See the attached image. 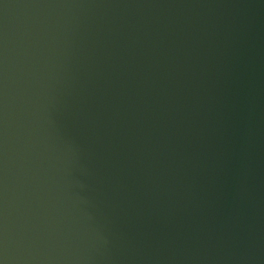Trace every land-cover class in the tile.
I'll use <instances>...</instances> for the list:
<instances>
[{
    "label": "water",
    "instance_id": "1",
    "mask_svg": "<svg viewBox=\"0 0 264 264\" xmlns=\"http://www.w3.org/2000/svg\"><path fill=\"white\" fill-rule=\"evenodd\" d=\"M0 264H264V0H0Z\"/></svg>",
    "mask_w": 264,
    "mask_h": 264
}]
</instances>
